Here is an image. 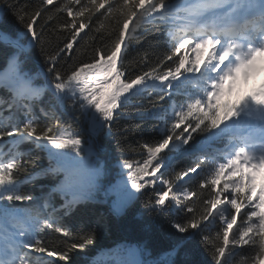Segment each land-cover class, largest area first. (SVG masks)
Returning <instances> with one entry per match:
<instances>
[{"label":"snow or ice","instance_id":"6c2138e0","mask_svg":"<svg viewBox=\"0 0 264 264\" xmlns=\"http://www.w3.org/2000/svg\"><path fill=\"white\" fill-rule=\"evenodd\" d=\"M159 31L162 54L150 39ZM0 57V264H76L97 230L64 219L101 192L122 216L146 190L144 209L175 214L177 238L159 253L123 245L88 264H195L197 237L211 264H264V83L231 99L264 72V0H0ZM69 111L83 129L61 125ZM122 118L155 121L159 138ZM33 150L48 160L38 171ZM180 158L191 163L177 170ZM41 178L53 181L42 197L24 191Z\"/></svg>","mask_w":264,"mask_h":264},{"label":"trees","instance_id":"16d2710c","mask_svg":"<svg viewBox=\"0 0 264 264\" xmlns=\"http://www.w3.org/2000/svg\"><path fill=\"white\" fill-rule=\"evenodd\" d=\"M33 2H38V0H33ZM67 33H65L66 35ZM83 35V34H82ZM152 39V48L156 51L157 54H162L165 51V40L162 31L155 32ZM56 41L53 40L52 47L55 46ZM75 47V46H74ZM147 47V45H144ZM107 49H105L106 51ZM38 51V50H37ZM89 54H91L92 49H88ZM137 53L133 52V56L130 57L136 58ZM71 63V61H69ZM5 67V62L2 57H0V71H3ZM67 67V65L65 66ZM138 69L134 65L128 66V73L130 75L135 74ZM0 95H7L3 89H0ZM232 101L237 100L236 95H232ZM138 105L143 107H148V101L142 100L137 102ZM133 112L135 117V110L129 109ZM59 120L61 125L72 124L74 127H80L83 129L85 125L77 124L73 119L71 112H63L59 115ZM132 123L141 124V131L143 132V139L152 141L159 138V133L154 130L155 121L145 120L141 123L138 118L133 120H128L127 118H122L118 121V126H124ZM139 139V137H137ZM132 139L131 137L129 138ZM199 139V137H197ZM109 156L108 163L116 168L118 171V157L120 152L116 145L115 139H109L106 141ZM25 148L31 147L30 145H25ZM139 150V149H138ZM128 158H139L130 156ZM32 161L34 164L33 171H38L40 167L47 166L48 160L45 153L38 152L33 150L32 152ZM191 163L188 158H180L175 162L176 169L186 167ZM53 181L50 178H41L34 183H26L23 185V189L26 193L31 194L35 197H42L50 188ZM159 186V185H158ZM147 195H143L137 201H134L128 208L126 214L122 216H111L108 213L109 205L111 200L115 199V194L109 193L105 195L104 192L100 193V202L90 206L89 211L81 212L70 217H66L63 221L64 225L69 227L75 232L86 231L89 228H96L97 230V241L95 245L89 246V248L83 252L73 253V258L76 261V264H88V261L91 257L97 255L100 252L107 251L109 249H114L118 246H133V247H147L150 252L153 254L159 253L165 250L170 243L169 237L175 239L176 234L171 228V221L176 219L175 214H166V215H150L144 209L145 201L153 196L151 190H146ZM27 202H25V206ZM103 217L104 225L97 228V221ZM41 238L45 240L49 245H55L57 247H63V238L58 237V234L55 233H46L42 234ZM199 237L195 241L189 243L188 247L193 249L191 259L195 264H211V258L208 253L201 247L198 243ZM150 258H155L153 255Z\"/></svg>","mask_w":264,"mask_h":264},{"label":"rangeland","instance_id":"374dc122","mask_svg":"<svg viewBox=\"0 0 264 264\" xmlns=\"http://www.w3.org/2000/svg\"><path fill=\"white\" fill-rule=\"evenodd\" d=\"M248 82L250 83V86L253 85V83H255L254 80H253V78H252L251 80H249ZM247 84H248V83H247ZM239 85H240V82H239L238 85H237V89L240 88ZM248 85H249V84H248ZM241 89L244 90V88H241ZM251 92H252V91H250V93H251ZM186 179H187V178H186Z\"/></svg>","mask_w":264,"mask_h":264}]
</instances>
